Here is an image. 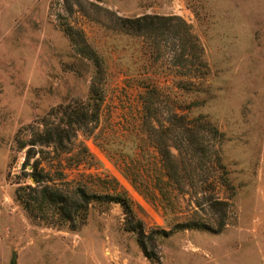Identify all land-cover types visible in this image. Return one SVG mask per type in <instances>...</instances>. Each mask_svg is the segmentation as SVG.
<instances>
[{
	"label": "rangeland",
	"instance_id": "374dc122",
	"mask_svg": "<svg viewBox=\"0 0 264 264\" xmlns=\"http://www.w3.org/2000/svg\"><path fill=\"white\" fill-rule=\"evenodd\" d=\"M143 13L178 15L197 36L204 76L183 77L197 89L179 94L176 74L145 70L137 37L112 29L116 16ZM67 27L102 57L105 92L92 130H76L64 151L36 140L60 121L64 104L85 97L90 81L91 61L78 53L79 41H69ZM139 78L166 86L156 102L162 120L182 114L193 129L199 114L216 129L197 133L207 150L196 157L188 148L177 188L162 179L142 129ZM172 122L163 120L171 129L181 120ZM80 142L91 156L78 163ZM123 157L136 173L115 164ZM219 164L229 186L217 177ZM43 185L116 190L131 214L117 202L92 201L84 218L66 222L40 200ZM215 200L223 203L211 205ZM189 220L205 227H178ZM135 224L141 233L130 230ZM11 260L264 264V0H0V264Z\"/></svg>",
	"mask_w": 264,
	"mask_h": 264
},
{
	"label": "trees",
	"instance_id": "16d2710c",
	"mask_svg": "<svg viewBox=\"0 0 264 264\" xmlns=\"http://www.w3.org/2000/svg\"><path fill=\"white\" fill-rule=\"evenodd\" d=\"M114 27L112 29L115 30V33L137 37L139 40L137 49L145 58V63H143L145 70L149 69L154 72H172L176 74L177 78L174 81L173 88L178 89L180 91L179 94L186 95L191 90L194 91V89H197V85L191 79L183 77L204 76L202 70L204 62L201 59L202 47L197 36L190 30L188 24L181 17L173 14L163 15L151 13H143L130 17L116 16ZM65 33L70 42L76 43L79 41L78 53L90 59L92 64L90 81L85 97L64 104L60 110V121L55 122V124L50 123L49 127L43 130L41 137L36 141L43 144L53 143L54 145H58L60 149L67 151L69 147H66L65 142L71 141L76 130L82 128L91 131L93 127L92 123L97 121L101 101L105 92V64L99 53L92 50L82 37L79 39L75 37L69 27L66 28ZM164 47H167L168 50H165ZM166 53L170 55L169 58L171 59L167 63L159 60ZM138 75L141 74L138 73ZM136 86L139 88L138 96L140 97L141 103L142 129L158 156L163 174L162 179L166 178L169 184L171 183L177 188L180 185V175L183 176L185 172L182 161L186 159L183 157L185 154H188V148L192 151V155L195 153L196 157L204 156L207 150V146L201 140L202 135H197V133L210 130L216 133V129L204 116L199 114L192 118L195 122L194 128L192 129L190 127L191 125L188 126L182 122L184 117L182 114H176L174 112L169 113L163 120L173 123L172 120L177 118L181 122L179 124H173V128L176 126V129L169 128L163 124V120L160 117L161 112L156 103L164 95L162 87L164 88L166 86L152 82H142L141 78L137 79ZM199 104L198 102H192L190 105L196 107ZM189 127L192 131H190ZM23 143L21 142L19 146L22 147L24 145ZM80 144V154L83 157L77 160L78 163L85 161L86 158L91 156L85 143L80 142ZM169 145L176 149L179 164L176 157L170 152ZM182 149L187 152L181 154ZM119 159L121 160L114 158L115 164L125 175H127V171L128 173H133L132 171L136 173L138 171L137 169L128 170V162L125 161V158ZM217 177H219V181L222 184L229 186V181L224 169H222V165L221 173ZM34 179L36 180L35 177ZM130 180L133 181L131 176ZM21 187L17 186L15 188L16 191ZM158 188L162 192V186L158 185ZM158 188L156 189L158 190ZM37 192L40 200L50 204L52 207L59 208V213L66 222H70L75 216L84 218L87 207L92 201L117 202L124 213L131 214L129 201L125 194L116 190L102 194L87 191L83 186L79 185H75L69 189L67 188L64 191L43 185L38 188ZM21 201L23 203L28 202L27 199ZM218 203L221 204L223 202L215 200L211 202V205ZM178 227L203 229L205 225L197 220H189L180 225L178 224ZM130 230L136 234L141 233L137 224L133 225ZM137 239L140 241L139 238ZM141 247L143 249L142 245Z\"/></svg>",
	"mask_w": 264,
	"mask_h": 264
},
{
	"label": "water",
	"instance_id": "95a60500",
	"mask_svg": "<svg viewBox=\"0 0 264 264\" xmlns=\"http://www.w3.org/2000/svg\"><path fill=\"white\" fill-rule=\"evenodd\" d=\"M9 264H13V260H11V261L9 262Z\"/></svg>",
	"mask_w": 264,
	"mask_h": 264
}]
</instances>
